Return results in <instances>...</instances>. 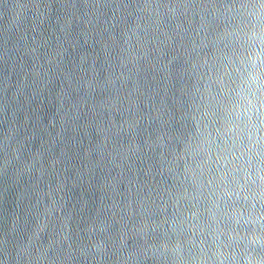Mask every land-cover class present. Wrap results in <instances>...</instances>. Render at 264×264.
Listing matches in <instances>:
<instances>
[{
	"label": "water",
	"instance_id": "1",
	"mask_svg": "<svg viewBox=\"0 0 264 264\" xmlns=\"http://www.w3.org/2000/svg\"><path fill=\"white\" fill-rule=\"evenodd\" d=\"M260 2L0 0V248L264 253V32L241 24Z\"/></svg>",
	"mask_w": 264,
	"mask_h": 264
},
{
	"label": "clouds",
	"instance_id": "2",
	"mask_svg": "<svg viewBox=\"0 0 264 264\" xmlns=\"http://www.w3.org/2000/svg\"><path fill=\"white\" fill-rule=\"evenodd\" d=\"M131 7L132 5H127ZM251 9H256L257 11L252 14H248L245 16V19L241 21L242 27L246 30H258L260 32H264V0H261L259 4H250L247 6ZM7 52V48H6ZM255 70L264 75V61H260L257 65L252 66ZM252 70L251 68H245V72ZM11 106V99L6 98L5 103V113L6 120L9 122L8 108ZM8 133L5 139V167L10 163L8 159ZM8 236V234H7ZM257 245L260 244V240L257 239L253 242ZM148 252L151 254L148 255ZM86 259L89 261V264H107V252L101 253L98 248L94 246V244H89L86 249ZM0 255H2V259H0V264H17L20 254L14 249L9 247V242L7 237L3 242L2 248H0ZM145 258L150 260L152 264H185V261L176 254L175 249H170L166 245L160 244H149L148 250L145 253ZM234 260L235 264H264V253L257 252L256 249L249 251L246 247L243 250V254H237L231 257ZM141 264H144V261H141Z\"/></svg>",
	"mask_w": 264,
	"mask_h": 264
}]
</instances>
